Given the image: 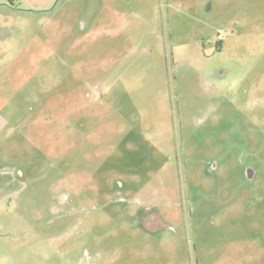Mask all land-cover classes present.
Segmentation results:
<instances>
[{
	"label": "rangeland",
	"instance_id": "rangeland-1",
	"mask_svg": "<svg viewBox=\"0 0 264 264\" xmlns=\"http://www.w3.org/2000/svg\"><path fill=\"white\" fill-rule=\"evenodd\" d=\"M13 1L0 264H264V0Z\"/></svg>",
	"mask_w": 264,
	"mask_h": 264
},
{
	"label": "flooded vegetation",
	"instance_id": "flooded-vegetation-1",
	"mask_svg": "<svg viewBox=\"0 0 264 264\" xmlns=\"http://www.w3.org/2000/svg\"><path fill=\"white\" fill-rule=\"evenodd\" d=\"M9 1H10V2H8L9 4H7V2H5V3H3V5H4V6H8V5H9V6H12V4H13L14 1H13V0H9ZM10 3H11V4H10ZM15 172L17 173V171H15ZM146 210L151 211V209H148V208H146Z\"/></svg>",
	"mask_w": 264,
	"mask_h": 264
},
{
	"label": "water",
	"instance_id": "water-1",
	"mask_svg": "<svg viewBox=\"0 0 264 264\" xmlns=\"http://www.w3.org/2000/svg\"><path fill=\"white\" fill-rule=\"evenodd\" d=\"M246 173H247V176H248L249 178H251L252 175H253V171H252V169H250V168H247Z\"/></svg>",
	"mask_w": 264,
	"mask_h": 264
}]
</instances>
